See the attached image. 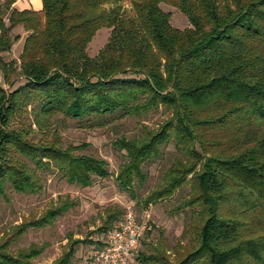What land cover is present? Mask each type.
<instances>
[{"label":"trees","instance_id":"trees-1","mask_svg":"<svg viewBox=\"0 0 264 264\" xmlns=\"http://www.w3.org/2000/svg\"><path fill=\"white\" fill-rule=\"evenodd\" d=\"M14 1L0 0V194L7 185L40 189L23 158L36 168L53 162L69 183L83 187L110 174L104 159L75 153L86 143L61 147L56 132L54 140L35 143L29 128L11 127L28 107L37 128L47 129L56 112L102 125L161 106L169 115L157 129L143 126L139 136L115 141L126 157L115 180L130 190L145 177L143 163L173 142L177 155L143 203L187 184L174 210L189 208L196 217L173 260L163 247L138 259L264 264V0H42L38 11L18 10ZM161 3L177 8L190 26H172ZM18 25L27 32L18 61L5 60L20 37L12 35ZM101 28L109 30L107 41L91 57L88 44ZM16 77L23 81L15 84ZM66 207L23 223L15 236L51 223ZM81 241H70L51 264H69ZM7 244L0 245V264H37L31 260L43 250L32 244L12 255Z\"/></svg>","mask_w":264,"mask_h":264},{"label":"rangeland","instance_id":"rangeland-1","mask_svg":"<svg viewBox=\"0 0 264 264\" xmlns=\"http://www.w3.org/2000/svg\"><path fill=\"white\" fill-rule=\"evenodd\" d=\"M160 6L171 13L172 26L180 29L190 26L187 17L177 8L165 3ZM124 7L129 8L126 3ZM21 31L16 28L12 30V35L16 32L21 35ZM108 35L107 28L96 32L87 47L91 57H95L104 46ZM21 47V41H14L10 51L4 53L5 60L18 61ZM22 81V77L15 78V84ZM27 109V113L16 116L11 121V127L29 128L28 138L35 143L54 140L53 132H56L55 137L61 147L86 143V147L75 153L91 154L104 159L110 174L103 178L93 177L92 183L83 187L69 183L53 162H50L49 166L36 168L32 161L23 158L27 161L29 170L39 176L41 187L37 192H18L7 185L4 194H0V245L8 241L5 251L16 255L34 244L37 248L43 247V250L31 261L37 264H51L67 250L70 241L81 239L82 241L74 246L75 251L69 264H94L92 254L100 238L120 219L124 205L129 202L134 205L139 220L146 225L137 251V263L146 264L138 259L139 254L152 253L155 247L160 250L162 247L169 249L166 253L173 260L172 252L176 243H186V238L182 235L184 227L196 217V214L193 217L189 208L174 210L186 196L189 186L182 185L170 197L147 205L143 203V197L161 185L164 171L177 155L173 142L163 144L158 157L149 158L143 163L145 177L141 182L134 179L130 190L120 189L115 180L119 165L126 159L124 150H121L115 141L123 137L130 139L139 136L143 126L157 129L168 117L169 112L160 106L142 115L108 117L102 125H93V122L86 119L64 117L56 112L49 116V127L39 129L33 123L29 113L30 107ZM47 130L50 132H46ZM63 204L67 207L51 223L29 227L15 236V231L20 225L42 216L48 209ZM115 211L120 214L116 219L110 220L108 215Z\"/></svg>","mask_w":264,"mask_h":264},{"label":"built area","instance_id":"built-area-1","mask_svg":"<svg viewBox=\"0 0 264 264\" xmlns=\"http://www.w3.org/2000/svg\"><path fill=\"white\" fill-rule=\"evenodd\" d=\"M132 203H126L116 223L102 235L92 254L94 264H138L137 251L145 230Z\"/></svg>","mask_w":264,"mask_h":264},{"label":"crops","instance_id":"crops-1","mask_svg":"<svg viewBox=\"0 0 264 264\" xmlns=\"http://www.w3.org/2000/svg\"><path fill=\"white\" fill-rule=\"evenodd\" d=\"M13 7L18 9V10L29 9V10L38 11V10H41V8H42V0H15L13 3ZM16 28L19 30H22L20 33L21 35H20L19 39L17 40L18 42L21 41V46H22L24 38H25L24 34L26 36L27 32L22 28L21 25L16 26L13 29V31L16 30ZM16 34H19V33L16 32Z\"/></svg>","mask_w":264,"mask_h":264}]
</instances>
